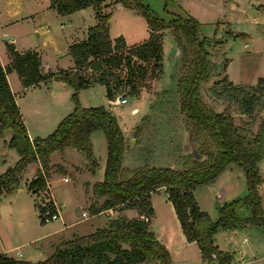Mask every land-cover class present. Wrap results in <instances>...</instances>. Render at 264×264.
<instances>
[{"label": "trees", "instance_id": "obj_1", "mask_svg": "<svg viewBox=\"0 0 264 264\" xmlns=\"http://www.w3.org/2000/svg\"><path fill=\"white\" fill-rule=\"evenodd\" d=\"M108 0H51L50 6L61 15L93 6L96 10L97 24L90 26L85 39L75 41L68 47L75 68H59L43 72L38 52L19 51L11 42H6L11 64L3 66L0 62V136L4 128L12 130L7 146L14 148L19 159L0 173V193H10L18 185V173L29 162L38 161L40 167L28 184L29 188L45 184L49 171V158L53 151L65 146H74L92 158L90 135L102 129L107 141V161L103 180L96 182L94 192L104 202L100 209L113 208L119 204L134 208L138 215L133 218H112L105 227L97 228L89 234L64 239L54 246V251L44 260L31 262L0 253V264H138L155 261L170 264L171 255L154 231L150 229L155 215L150 193L166 187L181 229L188 241H196L201 256L205 260H216L219 264H229L232 255L221 250L214 241V234L221 227H238L247 224L264 226V208L258 185L264 182L259 162L264 158V117L256 132L249 126H239L234 122L230 105L223 112L215 111L202 99L201 83L210 79L218 69L207 49L209 39L202 34L200 21L193 15L171 13L166 21L154 13L144 0H115L125 7L138 10L150 27L148 39L127 46L123 35L110 37V13L103 12V4ZM165 29H170L177 44L182 48L181 75L177 81L181 110L191 123L193 141L201 142L197 150L203 159L186 157L185 166L177 169L171 166L149 165L145 162L139 167L123 166L125 136L117 117L104 105L85 107L79 100L80 90L99 83L105 86L106 96L115 99L116 95L127 96L121 90L124 80L115 72L116 68L132 66L134 57L143 61L151 58L162 60V38ZM240 35L241 32H233ZM127 48V49H126ZM100 71L96 79L86 76L85 68ZM15 70L24 87L39 85L56 78L74 88L73 110L67 114L49 135L30 138L23 114L12 91L7 73ZM154 70V68H153ZM141 77H145L146 67H140ZM131 84L130 95L138 94L134 78H127ZM227 80L229 88L214 90L216 96L236 101L240 113L254 115L264 108V76H260L251 93L245 88L235 86ZM219 83V82H217ZM235 92V94H234ZM152 149L142 158L147 159ZM234 162L244 169L248 192L244 197L220 206L219 217L213 220L206 210L200 208L194 189L213 181L225 167ZM96 166L95 160L91 162ZM250 210L243 217L240 211ZM55 211L54 206H50ZM44 208L39 209L41 223Z\"/></svg>", "mask_w": 264, "mask_h": 264}, {"label": "rangeland", "instance_id": "obj_2", "mask_svg": "<svg viewBox=\"0 0 264 264\" xmlns=\"http://www.w3.org/2000/svg\"><path fill=\"white\" fill-rule=\"evenodd\" d=\"M9 1L11 2L12 0ZM49 1L51 2V0H18L21 7L19 13H24L37 6L42 10L35 23L38 25V34H36L37 32H32V22H21L14 26V29L19 31V45L24 47L23 50L19 49V51H37L43 72L56 71L59 69L58 67L68 68L73 61L67 51V41H70L72 35L76 36L77 32L80 33V30H78L79 26L84 23L92 25L98 22L97 17L94 22L93 17L88 19L78 13H75L70 20L61 17V15L57 14V10L50 6ZM144 2L154 13L163 17L166 21L172 17L171 13L187 15L188 13L185 10L200 19L202 22V34L207 36L210 42L207 49L211 52L212 60L215 63H220V71L217 69L212 73L208 81L201 83V97L208 106L218 112H223L230 105L234 122L239 126H246L247 124L249 128H252L253 132H256L261 119L264 117V108H259L254 115L247 116L240 113L236 101H229L226 97L220 98L216 96L214 90L220 91L224 88H229L228 81L223 80L224 76H227V79L233 85L243 87L247 92L251 93L254 90L253 86L257 84L258 78L264 76V23L262 24V20H260L261 12L257 11L255 7H250L252 5L250 0H144ZM128 11L130 13L127 16L133 19V22H130L134 30L138 32L137 36H139L143 30L139 22H145V18L138 10H135L136 13L134 15H132L131 10ZM94 12L96 13L95 9ZM117 15H119V12L116 13L118 18ZM233 32H241L242 34L236 36ZM163 34L162 44L166 48L167 61L163 62L164 51L162 50V60L160 62H156L154 58L149 61H143L138 57H134L132 66L122 64L123 66L116 68L115 72L124 80L121 90L127 95L128 101L126 103H112L109 108L117 117L121 128L131 126L135 121L139 120L137 118L140 114L136 109L149 108V113L142 115L140 122L134 128H131L129 135L125 137V143L130 148L129 152L135 154L136 157L138 156L135 160L136 163H133L135 167L142 166L145 162H148L149 165L171 166L180 169L185 166L186 157L191 156L193 148H197L201 142L193 141L191 123L186 119L185 113L182 112L180 107L177 81L181 75L182 48L177 44L170 29L164 30ZM0 44H4L1 37ZM33 46L36 49L31 48ZM3 52L0 47V58L1 56L4 58ZM7 54L10 58L8 49ZM43 61H45V65L48 68L42 65ZM140 67H146L147 73L145 77H141ZM85 70V75L90 76L92 79H96L100 74V71L93 72L87 67ZM129 75L133 76L138 90V94L135 96L129 94L132 90L131 84L127 79ZM17 79V75L12 77L13 86L16 85ZM55 90L53 100L42 104V111L46 115L45 118H50V120L65 107V103L73 101L72 89L71 93L68 94L62 90L57 92L56 88ZM42 92H45L44 89L31 88L24 90L22 94L17 91L16 95L15 93L14 95L18 105L21 103L20 106L24 109L26 121L31 128L30 132L33 135L43 137L54 131L58 124L46 130L48 123L46 122L42 126L40 119L33 116V106L37 99L40 98ZM87 92L91 99L88 100L86 95H83V102H88L94 106H105L108 103L105 86L98 84ZM138 99H140V103L137 105L135 100ZM142 104H145V107ZM72 108L70 111H72ZM131 109L136 112H131ZM3 130L0 136V173L5 169L4 165H12L15 162V155H18L15 149L8 147L6 144L7 140L12 136V130L9 128H4ZM91 136L92 152L98 161V165L94 166L91 163L92 160H95L93 159V154L92 158L89 159L90 165L92 168L96 167L94 176L97 179H102L105 174L107 161L106 136L102 129L93 131ZM149 149H152V152L146 156L147 159L145 160V157L142 158V156ZM62 150L57 151L60 152ZM70 150L74 151H66L63 159L74 163L79 162L78 155L75 153L78 151L76 149ZM204 157L205 155L201 156L200 159ZM56 158L57 156L55 155L54 160ZM72 162H69L70 166ZM50 164L45 181L46 179L50 180L51 173L57 170L52 179L54 191L62 198L70 195L74 196L73 201L78 206H81L84 195L82 194L81 183L73 174L74 171L69 166L65 168L61 161ZM260 171L264 174V161L260 165ZM19 176L18 173V178ZM65 177H67V180H65ZM31 180H29L27 185ZM95 183L92 185L90 193L92 203L91 207H88L90 212L91 209H95L98 206V202H104V198H98L93 191ZM247 187L244 169L238 164L231 162L220 173L218 180L198 187V191L196 194L194 192V194L201 208L203 209L204 207L210 217L215 220L219 217L218 208L234 199L244 197L248 192ZM160 188L154 191V193L156 192L154 204L159 214V221L165 223L170 233L174 224L171 221V213L168 211L164 201V193H167V190L164 186ZM202 188H206L209 193H203ZM40 190L44 191V187ZM258 190L263 198L262 206L264 208V183L258 185ZM41 194L43 192H39L38 196ZM150 196H152L151 193ZM32 201H34V197L32 200L25 189L16 190L12 196H0V238L4 242V248H9V256L14 257V255H17V259L36 262L46 259L54 251V244L53 246L51 244L54 242L59 243L65 237H60L57 232V229L62 226L61 219L51 220L45 225H39L41 223L36 222L37 217ZM37 201H39V197ZM61 207L64 212L68 213L73 206L63 205ZM117 209H120L119 206ZM74 212L77 215V219H80L78 220L80 223L77 222L73 229L79 234H89L94 232L95 228L105 227L113 218L110 217L107 220L108 216L105 212L91 219L86 217V214H81L83 213L81 207ZM127 213L131 214V211ZM127 213H117V217H126ZM240 213L243 217H247L250 215V210L244 208ZM21 215L25 228L19 231L17 220H19ZM84 217H86L85 220ZM217 242L223 249L234 250L233 264H264V226L250 223L238 226L236 229L221 230L217 233ZM18 244H20V256L14 249V246ZM0 247V250L4 249L2 246ZM32 248H36L38 252L31 250ZM187 252L190 258L192 257L193 260H196V248H189ZM142 264L158 263L146 261ZM207 264L219 263L216 260H207Z\"/></svg>", "mask_w": 264, "mask_h": 264}, {"label": "crops", "instance_id": "obj_3", "mask_svg": "<svg viewBox=\"0 0 264 264\" xmlns=\"http://www.w3.org/2000/svg\"><path fill=\"white\" fill-rule=\"evenodd\" d=\"M49 4H50V1H49ZM103 5L104 6H103L102 10L106 11L107 13H110L109 34H110L111 38H114V37L119 36V35H123L127 45H133V44L142 42V41H144V40L149 38V36H150V28H149V25H148L146 19H145V22H143V21L139 22V24L143 27V30L140 32V35L137 36L138 32L134 30V27H133V25L130 22V21L133 22V19L132 18H128V16H127L128 13H130L128 10H131L132 11L131 12L132 15H134V13H136L135 12L136 9L125 7V6H123L121 4V2H116L115 0H108ZM250 7H255L257 9V11L261 12L260 20H262L261 23L263 24L264 23V0H257V4L256 5H250ZM51 9H53V8H51ZM125 9H128V10L125 11ZM20 10H21V7H20V4H19L18 0H12L11 2L9 0H0V37H2V36H13V39L4 40L3 38H1V40H2V42L4 44H2V45L0 44L1 45L0 47L4 51L3 52L4 58H2V56H1L0 62H1V64L4 67L9 65L10 61H11V58H9V56L7 54L6 42L13 43L15 45L16 49H18V50L19 49L20 50L24 49V47H21V45H19V36L20 35H19V31L14 29L15 25H18L21 22H32V24H33L32 32L34 31L35 33L37 32L36 34H38V28H37L38 25H36L35 23L37 21L39 13L42 10L38 6L35 7V8H31V9H29L28 11H26L24 13H19ZM183 10H185V9L183 8ZM185 11L188 14L193 15L190 12H188L187 10H185ZM118 12H119V15H117L118 16V18H117L116 17V13H118ZM75 13H78L81 16L84 15L88 19L93 17L94 22L96 20L95 12H94V9H93L92 6H88V7L79 9L77 11H74V12H72L70 14H66V15H61L59 13H57V14L61 15V17H64V18L70 20V18ZM120 13H124V14H120ZM193 16L200 21V19L196 15H193ZM200 23H201V26H202V22L201 21H200ZM261 23H259V24H261ZM92 25H95V23L92 24ZM92 25L89 24V23H84L83 25L79 26L78 30H80V33L77 32L76 36L72 35L70 37V41H67L68 47H69V45L71 43H73L75 41H80V40L85 39V37L87 35V30ZM84 32H85V34H84ZM163 38H164V36H163ZM174 44H175V41H174ZM162 46H163V51H164V54H163L164 61L163 62H165V61H167V59H166V48L164 47L163 44H162ZM68 47H67V51L69 53ZM31 48H35L36 49L35 46H33ZM70 57H71V55H70ZM72 61H73V58H72ZM42 65L45 66V68H48L45 65V61L42 62ZM58 68H64V69L75 68V63L73 61L72 64L69 65L68 68H65V67H58ZM15 74L18 76L17 72L14 69L11 70L9 73H7V78L9 80V83H11L10 87L13 90V92L15 93V95H16L17 91H19V93L21 92V94H22V92H24V90H26V89H31V88H37L38 90L39 89H44L45 92H42V94L40 95V98L37 99L35 105L33 106V116L35 118H39L40 119V121L42 123V126H44L46 124V122L48 123L46 130H49V128L55 127L67 114H69L71 112L70 111L71 108L72 107L74 108V105H73L74 102L73 101L67 102V103H65V107H63V109L60 110L57 115H54L52 120H50V118H48V119L45 118L46 115L42 111V104H43V102H46V101H49V100H53V98L55 96V92H56L55 88L58 90L57 92H60L62 90L66 94L71 93L72 90H73L72 91V93H73L74 92V88L71 85L67 84L66 82H63L61 80H57L56 78H51L47 82H41L39 85H30V86L24 87L21 84L19 76H18V79L16 80V85L13 86L11 79H12L13 76L16 77ZM98 84L99 83H95V84H92L91 86H89L87 88H84V89L80 90V92H79V100H80L81 105H83L85 107L94 106V105H91L88 102H83L82 101V96L86 95V98L88 100L91 99V97H90V95L88 94L87 91L89 89H92L93 86L98 85ZM135 98H137V97H135ZM139 100L140 99L135 100V103L137 105L140 103ZM19 102H20V100H19ZM112 103H118V102H116L114 99L111 100L110 98H108V103L105 105V107L110 110L109 106ZM20 104L21 103H19V107H20V109H21V111L23 113L24 122H25V125L27 127V131H28V134H29L30 138L33 139L35 137H38L37 135H33L30 132V130H31L30 125L26 121V118H25V115H24L25 114L24 113V109H23L22 106H20ZM56 105H57V103H56ZM142 106L145 107V104H142ZM61 108H62V106H61ZM73 108H72V110H73ZM148 110H149V108L148 109L144 108L143 110H140L139 108L136 109V111L140 114L138 116V118H137L139 120L135 121L133 123V125H131V126L122 127L121 128L125 137L127 135H129V132H130L131 128H134V126L137 125L140 122V120H141L140 117H142V115L146 114L148 112ZM136 111H134V109L133 110L131 109V112H136ZM139 111H141V112H139ZM49 116H50V114H49ZM39 137H42V136H39ZM43 137H45V136H43ZM91 138H92V136L90 135V139ZM125 140H126V138H125ZM70 149H76L77 150V148L74 147V146H65L64 149L62 151H60V152L57 151V150L53 151L51 153V155H50V162L49 163H51L50 165H52L53 163H57V162L61 161V164L65 168H67V166H69L74 171L73 174L75 175L76 179L82 185V194L84 195L83 196V204L81 206H78L73 201V197L74 196L70 195L68 197L62 198L61 196L56 194V192L54 191L53 186H52V179H53V175L55 174V172L57 170L53 171L51 173V179L50 180L48 179V181H49V184H50L51 196H52V198H53V200H54V202L57 205V208L59 210L60 216L58 218L61 219V222H62V226L59 229H57V232L59 233V236L60 237L64 236L65 239H71V238H73V237H75L77 235H83V234L77 233L73 229V226L78 222V220H80V219H77V217H76L77 215H75L74 211L76 209L80 208V207H81L82 212H83L81 214H86L87 215L86 217H89L91 219L92 218H96V217L104 214L105 212H106L105 214L108 216L107 220L110 219V217L111 218L112 217L113 218L117 217V215L120 212L125 214V213H127L129 211H131V214L127 213L126 217H128V215H131L128 218L136 217L138 215L137 210L134 209V208L124 207L123 204H119V205H117V206H115L113 208H108V209L102 210V209H100V206L102 205L103 201L100 202V203L98 202V206L95 209H91V212L89 211L88 207L89 206L91 207V205H92L91 198H90V195H91L90 193L92 191L91 190L92 185L95 182H99V181L103 180L104 177L102 179H97V177L94 176V170H95L96 167L92 168L91 165H90V161L86 158L85 153H83V152H81L79 150H77L78 152H75L78 155L79 162L74 163V162H72L70 160L65 161L63 159V156H64L65 152L66 151H74V150H70ZM129 150H130L129 146L125 143V150H124V156H123V166H125V167H127V166L132 167L133 166L134 167L133 163H136L135 160H136V158L138 156L136 157L135 154H131V152H129ZM79 152H81V153H79ZM55 155L57 156L56 160H54V156ZM18 159H19V154L15 155V159H14L15 162L12 165H10V164L4 165L5 169L2 172H4L9 166H13ZM93 159L96 160V164L98 165V161H97L96 157L94 156V154H93ZM262 161H264V158L259 162V167H260ZM69 162H72L71 166H70ZM40 166L41 165H40V163L38 161L29 162L26 165V167L20 172V174H19L20 175L19 176V184L15 187V189L13 191H11L10 193H6V192L0 193V196H2V195L12 196V195L15 194L16 190L20 191L21 189H25L27 191V193L29 194V197L32 200H33V197H34V201H32V202L34 204V209H35L34 211H35V214H36V217H37V221H36L37 223H41L40 218H39V209L40 208H39V205H38L39 202L37 201V198L38 197L40 198V196H38V193L42 192V190H40L41 187L29 188L27 183L33 177H36V171H37V169ZM53 167H55V166H53ZM261 174L264 177V174L263 173H261ZM219 176H220V174L211 182L213 183L215 180H218ZM209 183H206V184H203V185H200V186H204V185H207ZM262 183H264V182H262ZM262 183H260V184H262ZM200 186H197L194 189L195 194L198 191V187H200ZM202 189H203V193H206V194L209 193V191H207L206 188H202ZM151 194H152L151 202H152V205L154 207L155 215L152 217V220H151V223H150V229L152 231H154V233L157 236V238L162 243H164L165 246L170 251V255H171V263L170 264H207V260L203 259V257L201 256V253H200V250H199V247H198L196 241H188L186 239V237H185V235H184V233H183V231L181 229V226H180L179 220L177 218V215L175 213V210L173 208V205H172L171 201L168 199L167 193L166 192L164 193V198H165L164 201L166 203L168 211H170V213H171L170 214V216L172 218L171 221L174 224L173 225V229L174 230L172 229V231L170 233L168 232V229H167V226L165 225V223H162L161 221H159V214H158V212L156 210V206L154 204V198H155L156 192L155 193L152 192ZM261 198H262V196H261ZM262 200H263V198H262ZM63 205H68V206L72 205L73 207L70 209V211H68V213H66V212H64L62 210L61 206H63ZM118 206H119V208L121 210L117 209ZM199 206L201 208V205H199ZM203 209L205 210L204 207H203ZM86 217H84V220L86 219ZM17 223L19 225V231H20V229L24 230L25 227L23 225L22 215L20 216L19 220H17ZM47 223L48 222H45V223H41L39 225H45ZM78 223H80V222H78ZM229 228L236 229L237 227H226V228L223 227V228H219L217 230V232L214 234V241H215V244L221 250L227 251V252H229L232 255V260H231V262L229 264H233L234 263L233 262L234 250L230 251V250H227V249H223V248L220 247V245L217 242V233L219 231H221V230L229 229ZM95 229H97V228H95ZM69 234H71V235L69 236ZM66 235H67V237H66ZM53 244L55 246L58 243L54 242V243L51 244V246H53ZM0 246H2V248H4V246H5L4 242L2 241L1 238H0ZM19 246H20V244L14 246L15 247L14 249L17 251L18 256L21 255L19 253ZM36 248H32L31 250H34L35 252H38V251H36ZM189 248H193V249L196 248V260H193L192 257L191 258L189 257V253L187 252ZM8 250H9V248L5 247L4 249L0 250V253H6V254L9 255V251ZM14 257L18 258L17 255H14ZM199 257H200L201 261L199 260ZM145 262H141V263H138V264H142V263H145Z\"/></svg>", "mask_w": 264, "mask_h": 264}, {"label": "built area", "instance_id": "obj_4", "mask_svg": "<svg viewBox=\"0 0 264 264\" xmlns=\"http://www.w3.org/2000/svg\"><path fill=\"white\" fill-rule=\"evenodd\" d=\"M128 101V97L127 96H121L119 103H126ZM65 180H67V177H65ZM44 187V191L43 194L39 195V208H44L43 212H42V218L44 219L45 222H49L51 220L57 219L60 214H59V210L57 208V205L55 204L52 196H51V192H50V184L48 179H46L45 184L42 186ZM41 187V188H42ZM54 206L55 211H51L50 206Z\"/></svg>", "mask_w": 264, "mask_h": 264}, {"label": "water", "instance_id": "obj_5", "mask_svg": "<svg viewBox=\"0 0 264 264\" xmlns=\"http://www.w3.org/2000/svg\"><path fill=\"white\" fill-rule=\"evenodd\" d=\"M252 5H256L257 4V0H251L250 1ZM1 38H3L4 40L7 39H13V36H2ZM218 66V71H220V63H217ZM123 94V93H122ZM122 94L116 95L115 97V101L119 103L120 97L122 96ZM193 154L195 159H200V157L202 156L201 153L197 150V148H193Z\"/></svg>", "mask_w": 264, "mask_h": 264}]
</instances>
